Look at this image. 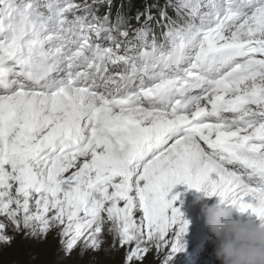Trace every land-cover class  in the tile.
<instances>
[{"label":"snow or ice","instance_id":"6c2138e0","mask_svg":"<svg viewBox=\"0 0 264 264\" xmlns=\"http://www.w3.org/2000/svg\"><path fill=\"white\" fill-rule=\"evenodd\" d=\"M112 7L0 0V244L170 264L177 185L264 220V0Z\"/></svg>","mask_w":264,"mask_h":264},{"label":"rangeland","instance_id":"374dc122","mask_svg":"<svg viewBox=\"0 0 264 264\" xmlns=\"http://www.w3.org/2000/svg\"><path fill=\"white\" fill-rule=\"evenodd\" d=\"M160 2L163 4L164 0ZM144 3L145 0H129L124 5V11L125 13L126 10L130 11L135 4H137V9L142 10ZM149 3H154V1L149 0ZM172 192L170 196L178 194L174 207L187 203V198L181 190L172 189ZM189 209L187 211L188 215H194L195 211L191 207ZM140 215L141 213L137 212L135 218L139 219ZM2 219L3 217H0V220ZM186 221L188 222V229L183 238L184 251L177 253L171 259L170 264H219L214 256V239L208 232L204 236L201 235L200 232L202 229L204 230L202 226L197 227V230H200L199 234H197L194 231L196 228L193 220L189 219ZM106 229L107 225L103 233V243L100 250L96 252L86 250L81 256V246L78 245L67 258L63 256V253L59 252V238L55 231L50 232L47 238L41 241L39 239H26L23 233L17 234L8 229L7 234L13 239L10 244H0V264H123L124 250L113 246L112 236L107 233ZM163 256V252L158 256L153 250L147 254L143 264H162Z\"/></svg>","mask_w":264,"mask_h":264},{"label":"clouds","instance_id":"9594fccd","mask_svg":"<svg viewBox=\"0 0 264 264\" xmlns=\"http://www.w3.org/2000/svg\"><path fill=\"white\" fill-rule=\"evenodd\" d=\"M199 193V192H197ZM210 197L197 195L200 216L208 234L215 241L214 256L219 264H264V220L240 214L233 206Z\"/></svg>","mask_w":264,"mask_h":264},{"label":"bare ground","instance_id":"6f19581e","mask_svg":"<svg viewBox=\"0 0 264 264\" xmlns=\"http://www.w3.org/2000/svg\"><path fill=\"white\" fill-rule=\"evenodd\" d=\"M116 1V0H115ZM174 190L175 189H178V190H181L184 194H185V196H186V198H187V203L186 204H179L178 205V209L180 210V212L182 213V215H183V219L184 220H189V219H192L193 220V222H194V224H195V232L197 233V234H199V232H200V230H197V227L198 226H202V227H204V225H203V220H202V218H201V216H200V205H194L193 204V200L195 199V197L197 196V195H203V193H197L196 191H194V190H189V189H187L186 188V186H184V185H177L176 187H174L173 188ZM173 193V192H172ZM177 195V194H176ZM183 200V199H182ZM217 200V198L216 197H210V198H208V199H206V203H208L209 205H210V203L212 202H215ZM183 202V201H182ZM189 206V207H188ZM192 208L195 212V216L194 215H192L191 214V216H189L188 215V213H187V211L188 210H190L189 208ZM206 232H207V230H206V228L204 227V230L202 229V231L200 232L201 233V235H205L206 234Z\"/></svg>","mask_w":264,"mask_h":264},{"label":"trees","instance_id":"16d2710c","mask_svg":"<svg viewBox=\"0 0 264 264\" xmlns=\"http://www.w3.org/2000/svg\"><path fill=\"white\" fill-rule=\"evenodd\" d=\"M121 1L124 4V1L123 0ZM136 9H137V4H135V6L130 11H128V16H134Z\"/></svg>","mask_w":264,"mask_h":264}]
</instances>
